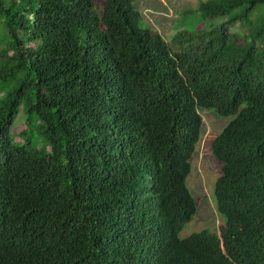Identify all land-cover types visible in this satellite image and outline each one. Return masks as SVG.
Returning a JSON list of instances; mask_svg holds the SVG:
<instances>
[{
  "label": "trees",
  "instance_id": "trees-1",
  "mask_svg": "<svg viewBox=\"0 0 264 264\" xmlns=\"http://www.w3.org/2000/svg\"><path fill=\"white\" fill-rule=\"evenodd\" d=\"M137 2L0 0V264H264V0L175 47ZM202 108L225 222L182 237Z\"/></svg>",
  "mask_w": 264,
  "mask_h": 264
},
{
  "label": "rangeland",
  "instance_id": "rangeland-1",
  "mask_svg": "<svg viewBox=\"0 0 264 264\" xmlns=\"http://www.w3.org/2000/svg\"><path fill=\"white\" fill-rule=\"evenodd\" d=\"M203 0H138L137 7L143 14L144 21L175 47L173 37L182 29H199L218 24L222 18H202L192 12ZM99 3V0H97ZM239 25L232 26L238 29ZM1 37V27H0ZM2 45L0 39V47ZM2 92H0V95ZM203 117L201 140L192 158V172L188 184L196 197L198 212L181 232L185 237L194 231L215 230L223 224L224 217L217 208L214 198V186L221 175V162L212 152V142L229 118L219 115L215 110H200ZM24 128V113L21 110L16 118L13 131Z\"/></svg>",
  "mask_w": 264,
  "mask_h": 264
}]
</instances>
